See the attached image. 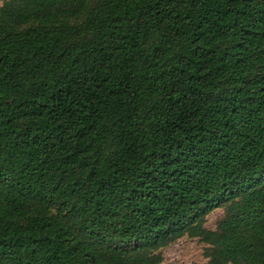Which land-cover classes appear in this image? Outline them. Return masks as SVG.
I'll return each instance as SVG.
<instances>
[{
	"label": "trees",
	"instance_id": "trees-1",
	"mask_svg": "<svg viewBox=\"0 0 264 264\" xmlns=\"http://www.w3.org/2000/svg\"><path fill=\"white\" fill-rule=\"evenodd\" d=\"M1 1L0 264H264V0Z\"/></svg>",
	"mask_w": 264,
	"mask_h": 264
},
{
	"label": "rangeland",
	"instance_id": "rangeland-1",
	"mask_svg": "<svg viewBox=\"0 0 264 264\" xmlns=\"http://www.w3.org/2000/svg\"><path fill=\"white\" fill-rule=\"evenodd\" d=\"M222 214L221 209L213 211L207 217L206 226L214 229ZM207 262L204 257V246L199 240H179L164 251L163 264H206Z\"/></svg>",
	"mask_w": 264,
	"mask_h": 264
}]
</instances>
